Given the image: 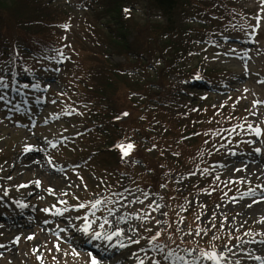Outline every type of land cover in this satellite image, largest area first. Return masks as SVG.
I'll return each mask as SVG.
<instances>
[{"label": "rangeland", "instance_id": "rangeland-1", "mask_svg": "<svg viewBox=\"0 0 264 264\" xmlns=\"http://www.w3.org/2000/svg\"><path fill=\"white\" fill-rule=\"evenodd\" d=\"M240 2L248 14L247 22L250 30L239 27L242 30L240 34L229 35L220 29L218 31L219 43L215 50L209 51L205 55V58L211 63L219 61L225 71L224 75L231 77V80L221 84L214 93L199 88L193 91L194 93L206 91L205 95L208 99L205 102L213 106L228 100L235 103L237 108L245 113L244 119L247 124L252 125L255 129L258 127L260 129L264 128V83L259 82L264 81V0H240ZM2 3L10 6L12 2L0 0V4ZM51 3H57L66 9L68 14L66 19L69 16L75 17L72 7H77L73 0H52ZM139 7L140 11L136 7L133 8L136 13L135 19L129 23L131 26V29H128L130 42L142 30L143 23L148 21L142 7ZM83 14L85 15L84 12ZM88 14L89 17L92 15L91 12L87 13V16ZM76 16L80 17V14L77 13ZM109 19L111 22L106 23L118 28L119 33L122 30V20L118 18L117 14L110 15ZM74 28L73 23L64 27L62 30L64 43H67V40L71 38ZM198 52L204 54V50ZM59 60H61L60 57L55 58V62L51 65L52 71L56 66L62 67L59 75L61 82L52 86V95L61 93L69 78L65 61ZM114 60L122 61L116 57ZM219 64L212 65L219 66ZM17 71L18 73L24 72L19 68ZM3 81L6 84L9 79L6 82ZM229 87L240 90L233 92ZM186 101L190 104L193 103L194 107L202 105L194 99L189 98ZM49 110L50 113L46 116L48 128L40 129L38 127L39 132L35 136L30 135L27 129L22 131L15 128L16 132H14L12 127H4L0 124V152L7 149L6 153L1 155L3 158L0 160V198L8 201V197L16 196L18 200H25L29 205L37 206L39 208L37 214L41 220L58 215L65 219L52 221L43 227H40L41 225L21 227V232L15 233H8L7 227L0 228V264H89V253L97 258L99 264H129L137 259L139 264L141 261L143 264H154V262L155 264H164L163 259L154 258V254H148L146 257L145 248L149 243L144 244L141 241H144L142 230H162L168 227V209H166L165 199L161 194L142 193L139 188H132L117 197H105L103 193L92 192L93 189L99 188L98 185H94L93 188L88 189L90 201L93 203L101 201V203L96 209H92L91 206L80 208V201L87 199L86 183L93 184L95 174L88 178L89 182L83 181L82 178L85 175H67L66 171L69 165L67 160L57 159L52 150L48 148L47 141L41 142L38 139L50 140L52 139L48 137L50 133L52 137L62 138V135L68 132L67 124L63 120L66 111L61 108L60 104L51 105ZM13 126L15 125L13 124ZM254 136L255 131L249 137ZM261 142L264 141L261 140ZM238 144L234 142L233 145ZM60 147L55 151L56 155L62 152ZM28 148L32 150L26 151ZM37 157L41 158V171L32 169L33 162ZM250 158L255 159L254 156ZM248 160L250 159L247 154L238 148L230 147L225 151L223 160L213 169V172L215 171L216 176L220 178L224 176L231 179L238 188L235 192L230 191L233 193L224 196L214 205L208 203L209 194L201 189L205 183H202V179L198 175L191 177V180H188L186 176V178L173 176L175 187L178 188L176 193L198 190L191 195L192 198L187 200L184 207L177 205L178 202L173 204L176 208V228L184 239L205 243L204 245L211 244L212 249L218 250L216 253L220 255L221 264H262L263 262H257V259L264 260V250L255 245L256 242H264V194H256L259 191L264 192V156L261 162L251 164ZM256 160L259 159L256 158ZM57 161L63 163H57ZM231 162L234 163V166ZM227 163L228 166H225ZM60 168L61 173L53 171ZM96 183H100V181L97 180ZM18 186L24 188L18 190ZM38 186L41 187L40 190H38ZM68 196L76 199L73 201V206L63 209L56 205V203L65 202V198ZM139 201H143V203ZM254 201L260 202L254 203ZM191 208L192 210L196 209L195 217L189 219L186 216V210ZM47 209L50 212H43ZM108 209H112L113 212L110 213ZM91 210L100 211L102 217L96 216ZM182 214H185L183 219L180 216ZM117 216L128 219L124 220L125 228L120 220L117 223L113 221ZM85 217H87L86 220ZM105 218L108 220L107 224H104ZM193 221L201 227L195 226ZM86 223L88 226H93L95 234L100 233V236L96 238L100 244L104 243L103 245L106 246L102 249V253L106 254L104 259L100 258L101 253H94L85 245L77 244L76 247H72L69 244L68 238L76 236L75 233L72 234L73 230L70 227L82 229ZM102 224L103 227H101ZM120 226L121 229L117 231L120 234L117 235L115 231ZM198 230L199 235H197ZM217 231L222 234L218 235ZM16 235L20 236L17 242L14 241ZM29 237L34 238L29 239ZM113 238L123 242L118 250H116ZM133 241L139 242L134 243ZM55 245H59L61 250L57 251ZM73 250L77 255L72 254ZM188 251L191 252H187V254L194 252V250ZM194 257H188L187 261L189 262Z\"/></svg>", "mask_w": 264, "mask_h": 264}, {"label": "trees", "instance_id": "trees-1", "mask_svg": "<svg viewBox=\"0 0 264 264\" xmlns=\"http://www.w3.org/2000/svg\"><path fill=\"white\" fill-rule=\"evenodd\" d=\"M95 5L101 15H118L121 20L125 3L142 4L146 8L148 17L147 24L142 28V34L136 37L137 45L145 51L133 46L127 41L128 27L126 22L121 24V34L118 36H103L98 30L90 29V26L75 29V47L69 52L74 58H70L84 82L85 96L90 100L99 99L94 112L99 122L105 125L107 134L95 136L90 140L94 154L102 155L103 152L112 153L111 149L116 144L124 141L134 145L128 159L135 156L144 157L147 176L134 177V181L143 184L146 188L158 190L162 185L170 186L169 191L174 192L168 178V168L185 167L188 163L203 159L208 156L211 142L219 140L221 130L231 128L235 119L226 118L230 121L221 126L220 119L205 118L201 113L183 117L180 113L182 107L175 105L165 111L163 104L174 100V91L165 78L171 74L186 75L190 71L184 69L182 62L185 54L182 49L185 44L177 41L179 34L184 32L182 18L190 13L202 15L201 8L205 5L216 4L219 0H87ZM10 6L0 4V51L7 55L14 45H23L25 50L30 46L42 48L39 52L41 57L45 52L53 53L61 45L60 28L64 26L62 16L66 14L61 9H51L38 0H13ZM8 7H13L9 9ZM212 7V5H210ZM29 14V15H28ZM162 21L166 20L165 23ZM189 30V29H187ZM186 30V31H187ZM136 48V49H134ZM168 50V51H167ZM135 52L137 56L148 53L150 56L160 54L158 58L164 61L161 68H157L156 79L160 90L152 89V81L140 85L128 75L121 74L125 68H133V63L140 66V59L128 64H112L110 53L115 55H130ZM27 58V57H26ZM25 58V59H26ZM141 63V64H140ZM196 73L192 70L190 73ZM81 82V83H82ZM144 92V101L138 105L132 94ZM93 94V95H92ZM84 96V94H83ZM155 100L157 105L154 110L150 109L151 102ZM161 104V105H159ZM144 107V108H143ZM176 110V114H175ZM148 111L149 116L142 119L143 113ZM227 110H223V114ZM159 112V113H157ZM127 113L129 119L125 122H117L116 119ZM156 125V126H154ZM199 136L184 140L189 134ZM224 134V133H222ZM140 137L142 140H137ZM182 138V140H181ZM143 140L156 148V153L147 152L148 147L143 146ZM207 142L208 145H205ZM106 164L111 176L130 161H120L119 153L113 156ZM111 181V180H110ZM188 195H183L187 197ZM167 197V195H166ZM172 197V196H171ZM169 198V196H168ZM171 216V227L173 228ZM172 231H166L165 235H171Z\"/></svg>", "mask_w": 264, "mask_h": 264}, {"label": "snow or ice", "instance_id": "snow-or-ice-1", "mask_svg": "<svg viewBox=\"0 0 264 264\" xmlns=\"http://www.w3.org/2000/svg\"><path fill=\"white\" fill-rule=\"evenodd\" d=\"M125 11H128L127 9H125ZM196 79H199V77H197ZM260 83H264V81H259ZM124 115L126 116V115H128L127 113H124ZM251 125H249V128L251 129ZM232 131H235V129H233ZM255 131V133H256V135L257 136H259L260 135V130H259V128H257V129H255L254 130ZM116 147L117 148H119L120 149V151H121V153H122V157H126V156H128L129 154H130V152L132 151V149L134 148V145L133 144H127V145H124V144H118V145H116ZM32 149L31 148H28V149H26V151H31ZM257 151H259V149H257ZM37 183H39V182H37ZM254 194V193H253ZM140 203H143V201H139ZM258 202H260V201H254V203H258ZM101 203V201H96V203H93L92 205H91V208L92 209H96L97 207H98V205ZM85 207V205L84 204H81L80 205V208H84ZM248 207H251V205H248ZM94 214V213H93ZM87 219V217H85V220ZM108 223V220H107V218H105V220H104V224H107ZM157 223H160L159 221H157ZM101 227H103V224L101 225ZM83 231L85 232V233H87L88 232V227L86 226L84 229H83ZM117 235H119L120 234V232H117L116 233ZM159 235V233H157V236ZM197 235H199V230L197 231ZM100 236V233H96L95 234V237H99ZM95 237H93V238H95ZM34 237H29V239H33ZM153 239H155V237L153 238ZM134 243H138L139 241H133ZM54 247H56V250L57 251H60L61 249L59 248V245H55ZM73 255H77V253L75 252V250H73V253H72ZM207 255V257L209 258V259H213V260H215L216 259V256H215V254H212V253H209V254H206ZM89 256H90V260H89V264H99V261L97 260V258L96 257H94V256H92V254L91 253H89ZM169 256H171V253H169ZM167 258V257H166ZM176 259L177 260H180V259H182V257H176ZM141 264H143V261H141ZM154 264H155V262H154Z\"/></svg>", "mask_w": 264, "mask_h": 264}, {"label": "bare ground", "instance_id": "bare-ground-1", "mask_svg": "<svg viewBox=\"0 0 264 264\" xmlns=\"http://www.w3.org/2000/svg\"><path fill=\"white\" fill-rule=\"evenodd\" d=\"M40 160H41V158H36V160H35V162H33V168L32 169H34L35 171L37 170V171H41L40 169H41V163H40ZM44 168L46 169V166H44ZM25 169H27L26 167H25ZM117 222H119V219L118 218H116V220H115V223H117ZM121 229V227H119L118 228V230H120ZM129 264H130V262H129Z\"/></svg>", "mask_w": 264, "mask_h": 264}]
</instances>
